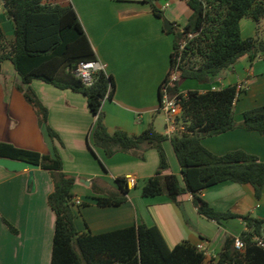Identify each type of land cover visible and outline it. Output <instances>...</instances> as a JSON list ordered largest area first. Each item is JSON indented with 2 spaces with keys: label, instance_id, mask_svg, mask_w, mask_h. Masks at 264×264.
<instances>
[{
  "label": "crops",
  "instance_id": "0c3cea01",
  "mask_svg": "<svg viewBox=\"0 0 264 264\" xmlns=\"http://www.w3.org/2000/svg\"><path fill=\"white\" fill-rule=\"evenodd\" d=\"M49 3L72 6L96 61L114 79V94L111 99L104 100L101 107L107 131L122 130L135 136L152 126L164 135V131L158 129L159 86L169 71L174 41V34L164 30V21L155 17L150 5L142 0H49ZM154 5L179 31L192 14L182 0H158ZM246 19L242 18L239 24L241 35L248 33L242 35L244 39L255 34L253 21ZM0 25L6 38L12 40L14 27L5 15L2 0ZM233 84L243 89L233 107V119L238 124L245 111L264 106V60L261 56L253 61L242 57L206 83L181 81L178 92L196 90L203 93ZM17 85L21 86V78L13 64L9 60L0 62V143L39 154H50L54 148L58 151L63 172L75 179L73 201L86 203L78 208L74 204V225L78 232L88 230L98 235L142 223L156 226L169 247L183 241L202 244L206 258L215 259L225 238H237L244 230V222L239 218L218 225L199 215L188 193L181 194L176 203L166 195L143 197L144 182L158 167L157 151L117 152L106 157L100 148L91 150L88 137L96 117L90 112L86 98L70 89H58L35 79L30 87L46 107L47 123L58 136V140H51L38 126L34 110L17 90ZM201 144L218 156L240 150L264 162V135L257 132L234 128L203 138ZM163 149L169 166L164 174L176 175L183 187L169 138L163 142ZM127 176H133L136 183L128 187L123 204L106 208L96 206L93 196L121 193L115 179ZM28 180V170L13 173L0 167V264H50L55 215L48 206L47 197L53 190L52 179L48 171L38 167L32 171L31 185ZM199 195L215 211L264 219V188L259 200L255 199L250 186L231 181L207 187ZM262 236L264 239V229Z\"/></svg>",
  "mask_w": 264,
  "mask_h": 264
},
{
  "label": "trees",
  "instance_id": "16d2710c",
  "mask_svg": "<svg viewBox=\"0 0 264 264\" xmlns=\"http://www.w3.org/2000/svg\"><path fill=\"white\" fill-rule=\"evenodd\" d=\"M142 1L150 5L155 17L164 20L163 12L154 5L158 0ZM2 2L14 30L13 39L8 40L0 25V62L9 60L13 64L21 78V86L16 88L34 110L38 126L48 138L58 140L47 123L46 107L30 87L35 79L58 89H70L86 98L90 112L96 117L88 137L90 149L100 148L106 157L117 152L157 151L158 167L154 175L145 180L141 189L143 197L166 195L176 203L181 194L188 193L197 213L207 220L220 225L239 218L245 227L237 238H225L215 259H207L196 245L187 241L169 247L156 226L148 227L142 223L98 235L88 230L78 232L74 225L72 193L75 179L63 172L58 151L54 148L50 154H39L0 143V158L27 161L50 174L53 190L47 203L55 215L50 264H264V248L257 245V240L264 242V219L215 211L199 195L207 187L231 181L250 186L255 199H260L264 188V162L240 150L221 156L212 154L202 146L201 139L234 128L264 135V106L245 111L241 122L236 124L233 107L243 93L240 85L203 93L196 90L184 94L178 92L181 81L206 83L242 57L253 61L261 56L264 60V27L262 32L259 31L264 20V0H187L185 3L192 11L187 23L181 31L174 26L165 30L174 34L169 71L177 65L179 76L170 92L179 99L181 113L177 122L183 131L175 132L169 141L180 167L183 187L176 175L164 174L169 167L163 149V142L168 139L165 135L156 132L152 126L135 136L122 130L107 131L101 107L103 101L114 94V79L98 71L92 84L87 86L74 73L79 63L96 61V57L72 6L51 4L49 0ZM242 18L253 21L254 37L242 38L239 25ZM189 33L194 35L193 38L179 51L180 40ZM115 182L121 193L93 196L96 206L118 207L126 201L129 189L125 178L118 177ZM92 188L95 189L94 183ZM80 206H86V203L77 208ZM4 223L9 230L15 231L5 220ZM236 239L242 244L239 250L234 247Z\"/></svg>",
  "mask_w": 264,
  "mask_h": 264
},
{
  "label": "built area",
  "instance_id": "2783aa9c",
  "mask_svg": "<svg viewBox=\"0 0 264 264\" xmlns=\"http://www.w3.org/2000/svg\"><path fill=\"white\" fill-rule=\"evenodd\" d=\"M187 1V0H182ZM193 34H187L185 38L181 39L179 42V51H181L186 45L187 41L193 38ZM177 66V65H176ZM176 66L168 72L166 80L162 84L159 90V112H161L165 119V129L164 135L167 138H170L175 132L183 131V127L177 122L178 117L181 113V107L179 104V99L177 95H173L170 92V89L179 81L178 71ZM103 71L104 68L97 61L79 63L77 68L74 70L76 76L87 86L91 85L93 82V76L96 72ZM125 182L127 187L135 186V178L133 176L125 177ZM75 205H80V202L75 200L73 201ZM257 245L264 248V242L257 240ZM234 247L239 250L242 247L241 242L236 239ZM198 251L205 253L204 247L202 244L196 245Z\"/></svg>",
  "mask_w": 264,
  "mask_h": 264
},
{
  "label": "water",
  "instance_id": "95a60500",
  "mask_svg": "<svg viewBox=\"0 0 264 264\" xmlns=\"http://www.w3.org/2000/svg\"><path fill=\"white\" fill-rule=\"evenodd\" d=\"M172 24L168 21L164 22V30H169ZM0 167L13 173L21 172L24 170L29 171L28 185L32 184V171L38 169V166L27 161H17L6 158H0ZM88 184V183H87ZM32 188L33 185H32Z\"/></svg>",
  "mask_w": 264,
  "mask_h": 264
},
{
  "label": "rangeland",
  "instance_id": "374dc122",
  "mask_svg": "<svg viewBox=\"0 0 264 264\" xmlns=\"http://www.w3.org/2000/svg\"><path fill=\"white\" fill-rule=\"evenodd\" d=\"M165 18V17H164ZM245 20H248V19H246L245 18ZM164 22L165 21H168V20H163ZM164 22H163V26H164ZM169 22V21H168ZM172 24V23H171ZM263 27H264V20H262L261 21V24H260V26H259V31L260 32H262V30H263ZM173 34V33H172ZM247 34L248 33H246V32H242V35L243 36H247ZM241 35V36H242ZM255 35V34H254ZM254 35H253V37H254ZM188 82H192V83H194V84H196V83H198V82H196V81H194V80H187ZM185 87V86H184ZM183 88V86L181 87V89ZM158 126H159V131L160 132H163L164 131V129H165V121H164V116H163V114L160 112L159 113V120H158Z\"/></svg>",
  "mask_w": 264,
  "mask_h": 264
}]
</instances>
